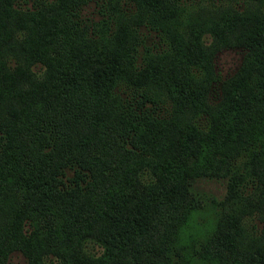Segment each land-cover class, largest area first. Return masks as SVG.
Masks as SVG:
<instances>
[{"label":"trees","instance_id":"16d2710c","mask_svg":"<svg viewBox=\"0 0 264 264\" xmlns=\"http://www.w3.org/2000/svg\"><path fill=\"white\" fill-rule=\"evenodd\" d=\"M114 2L0 0V264H264V0Z\"/></svg>","mask_w":264,"mask_h":264},{"label":"rangeland","instance_id":"374dc122","mask_svg":"<svg viewBox=\"0 0 264 264\" xmlns=\"http://www.w3.org/2000/svg\"><path fill=\"white\" fill-rule=\"evenodd\" d=\"M114 3L123 2L124 0H113ZM180 3V22L177 24L178 28L184 29L188 24H200L202 20H208L216 15L219 7L223 5H236L242 0H178ZM39 0H12V6L19 10L32 9L36 6ZM92 3L85 6L83 13L85 15L97 18L91 6ZM208 25V24H207ZM201 35V41L204 44H211L212 35L208 30V26ZM140 28H144L140 26ZM241 59V53L237 49H222L216 53L215 63L219 70L220 76L225 77L231 74L238 66ZM140 177L146 179L145 173ZM194 186L199 190L212 193L220 197L225 189V181L223 179H205L201 178L194 182ZM83 249L90 255H96L100 252V245L98 242L88 239L83 243ZM25 261L24 255L19 250H13L8 254L7 264H23ZM44 261L47 264H58L57 259L52 255L44 256Z\"/></svg>","mask_w":264,"mask_h":264}]
</instances>
